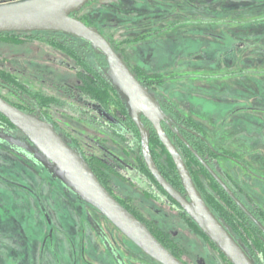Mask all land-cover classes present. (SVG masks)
Wrapping results in <instances>:
<instances>
[{
    "label": "rangeland",
    "instance_id": "obj_1",
    "mask_svg": "<svg viewBox=\"0 0 264 264\" xmlns=\"http://www.w3.org/2000/svg\"><path fill=\"white\" fill-rule=\"evenodd\" d=\"M78 16L110 39L134 70L160 78L149 86L151 94L171 102L216 150L244 163L216 157L214 165L248 206L264 210V180L255 176H264V0H90ZM52 55L57 63L82 69L42 42L0 36V71L24 81L34 74L43 90L57 94L48 85ZM239 70L256 73L238 75ZM68 77L71 83L74 75ZM57 98L66 100L62 94ZM55 119L86 151L103 158L94 146L96 134L114 146L75 116ZM0 132L21 137L1 120ZM190 163L200 188L216 197V185ZM110 176L116 193L129 196L187 264H230L181 213L141 193L145 185L134 188ZM87 209L106 237L93 230L84 205L62 190L44 164L28 162L25 152L0 139V264H117L112 254L120 256V264H159L99 212Z\"/></svg>",
    "mask_w": 264,
    "mask_h": 264
},
{
    "label": "flooded vegetation",
    "instance_id": "obj_2",
    "mask_svg": "<svg viewBox=\"0 0 264 264\" xmlns=\"http://www.w3.org/2000/svg\"><path fill=\"white\" fill-rule=\"evenodd\" d=\"M98 31L108 40V38L99 29ZM57 33L58 35H49L48 37L54 38L57 42L63 45H56L44 40L46 35L42 34L41 31L11 32L15 39L23 42L27 40L42 42L43 44L48 45L51 50H58L62 52L66 58L73 60L74 63L82 66L81 70H75L74 66L69 65V61L57 63V61L54 60L53 55L51 57L48 56L47 58L50 64L55 65V69L50 71L49 76H47L50 80L48 85L57 94L64 95L66 100L61 101L57 98V94L48 93L46 90H43L38 85V78L33 76L34 74L26 77V79L29 78V80L24 81L11 75L9 72V74L6 75V80H0V95L21 111L50 123L53 129L56 130L63 137V139H65L68 145L83 156L94 174L107 187V189H109L116 197L128 200L135 207L142 218L144 217L141 215L140 211L134 205L129 196L125 195L121 197L116 193L115 188L117 186L113 182V179L110 178V172L120 177L122 183H128L131 187L135 188L138 185H145V189H141V193L145 196L155 200L156 202L167 205V207H170L179 213H183V210L163 191L147 170L141 154L138 128L130 116L128 104L124 94L112 84V81L107 74L108 65L104 56H102V54L97 52L84 40L66 33L62 34H66L67 36L61 35L60 32ZM117 53L119 54V51ZM125 63L131 71L134 70L127 62ZM59 68L61 70L60 72L57 70ZM134 71L138 72L136 70ZM69 72L74 75L71 83L67 82V79H69ZM138 81L140 82V80ZM145 87L150 94L154 91V89H150L149 85ZM151 95L158 102V105L163 112V117L160 122L161 127L181 155L184 162L188 164L190 160L188 156V150H190L189 145L193 144L194 146H197L199 148V152L201 153L203 163L208 165L211 170H213L220 182L226 186L227 190L231 193L230 194L227 190H225L215 178L207 173L212 182L220 187V191L216 194V197L212 195L216 203L218 202L223 204L229 199L243 214L240 218L233 221V223H229L226 218L224 219L226 221L225 226L227 227L229 233L253 260L254 264H260V262H262V260L259 259L260 253H254L244 243L243 233L245 231L243 228L246 225H251V223H253V225H258L255 218L257 217L256 215L258 210L262 209L258 206H248V204L242 199L240 190L233 184V181L227 175L222 172H218L214 164H218L215 160L216 157H223L239 163L243 167L246 166H244V163L238 158L216 150L198 131H196L194 126L186 122L185 116L172 107L171 102L167 99H163L157 95ZM64 114L75 116L77 120L81 121L87 127L108 136L111 140L110 142L117 149H113L114 146L110 148L107 145V141L101 139L100 136L96 134L93 136L94 146L100 148L103 158L98 156L96 153L84 150L85 145L80 143V141L76 138L71 137L68 134L69 132L60 126L58 121L55 119L56 116ZM139 117L143 127L149 134V147L151 155L153 152L160 151V160L152 156L157 169L167 182L179 191L180 194L186 197L180 177L178 181L175 176L173 177L172 173H168L165 169V167L169 169L170 165L164 152L159 149L160 147L157 149L151 148L150 136L152 132H154L157 137L151 122L142 114H140ZM7 127L16 129L10 123L6 124V128ZM17 131L21 137L15 139L23 143H27V138L19 130ZM87 145L89 146V144ZM161 146L165 150L162 144ZM10 148L12 149L14 147ZM27 158L28 162H32L34 165L41 164L36 163L31 157L27 156ZM255 176L264 180V176L256 174ZM205 196V198H203L204 196H202V198L206 204L208 202V207L213 209L211 211L213 213L216 212L218 215L220 214L219 217H223L222 211L218 210V208L210 202V198L207 197L206 194ZM233 198L237 199L243 207H240ZM144 221L149 223L146 218H144Z\"/></svg>",
    "mask_w": 264,
    "mask_h": 264
},
{
    "label": "water",
    "instance_id": "obj_3",
    "mask_svg": "<svg viewBox=\"0 0 264 264\" xmlns=\"http://www.w3.org/2000/svg\"><path fill=\"white\" fill-rule=\"evenodd\" d=\"M88 1L90 0H23L0 5V33L34 31L66 33L84 40L102 54L108 65L107 74L112 84L124 94L130 116L138 128L141 154L149 173L230 264H254L214 215L196 188L186 163L161 127L163 112L158 102L136 79L125 61L95 26L87 25L71 16ZM0 114L19 130L28 142L23 143L3 132H0L1 140L10 147L22 150L36 163L44 164L52 175L62 182L66 190L97 210L152 260L159 264H185L102 185L83 156L68 145L50 123L14 107L1 95ZM140 114L151 122L159 141L172 159L186 197L167 182L157 169L150 152L149 134L140 121ZM203 165L227 190L213 170L205 163ZM233 199L243 207L237 199ZM259 227L264 231L261 225Z\"/></svg>",
    "mask_w": 264,
    "mask_h": 264
},
{
    "label": "trees",
    "instance_id": "obj_4",
    "mask_svg": "<svg viewBox=\"0 0 264 264\" xmlns=\"http://www.w3.org/2000/svg\"><path fill=\"white\" fill-rule=\"evenodd\" d=\"M79 14V11L77 12H74L71 14L72 17L74 18H78L80 20H82L85 24L87 25H90V23H88V21H86L85 19H83L82 17H79L78 16ZM168 30L167 28H165L164 30H156L155 33H161V32H164ZM42 34L46 35L44 37V40L48 41L49 43H53V44H56V45H63L59 42H57L54 38H51V37H48L49 35H58L57 32H53V31H41ZM6 34H11V32H5V33H0V35H6ZM12 35V34H11ZM61 35H65L67 36L66 34H62ZM109 43L111 44L112 48L118 52V48L117 46L110 40L108 39ZM103 56V55H102ZM132 72L135 74V77L136 79L140 80V82L144 85V86H147V85H153V84H156V83H160L159 79L156 80L154 79L155 76L153 75H150L146 72H142V71H138V72H135L134 70H132ZM258 72V71H257ZM245 73H256V71H237V74L240 75V74H245ZM225 76H231L232 74H227L225 73L224 74ZM6 75L4 72H1L0 71V80H6ZM172 107H174L172 105ZM186 119V118H185ZM0 120L3 121L5 124H9V121L3 117L1 114H0ZM186 122H188V120H186ZM190 124V122H188ZM150 141H151V148H159L161 149L162 152H164L165 156H166V159L169 161V165H170V168L168 169L167 167H165V169L167 170L168 173H172L173 177L175 176L176 179L179 181V176H178V173L176 171V168L173 164V162L171 161L170 157L167 155V153L165 152V150L162 148L160 142L158 141L156 135L154 134V132H152L151 136H150ZM190 147V150H188V156L190 158L188 164H187V167L189 169V172L192 176V179H193V182L196 186V188L200 191L201 195L204 196L203 198H205V194L204 191L200 188V186L198 185V182L194 176V172L192 171L191 169V163L190 162H193L196 166H198V168H200L202 171H204L206 174L209 172L207 171V169L204 167L203 163H202V159H201V153L199 152V148L197 146H194L193 144H190L189 145ZM153 152V151H152ZM155 153V154H154ZM157 154V155H156ZM152 156L154 158H157L158 160H160V151L158 152H153L152 153ZM53 178L55 179V181H57V183L60 184V186L62 187V190L67 192L68 194H71L73 197H75L78 201H80L81 204L84 205V213L87 215V219H88V223L92 226L93 230H96L97 231V234L101 237V234L104 235L105 237L107 236L104 232H101L102 228L99 226V224L95 223V221L93 222V220L90 218L89 216V212H88V207H91L90 205H88L87 203L83 202L80 198H78L77 196H75L74 194H72L71 192H69L68 190L65 189L64 185L62 184V182L55 178L53 176ZM98 178V177H97ZM100 181V179H98ZM101 182V181H100ZM102 183V182H101ZM102 185L107 189V187L102 183ZM216 188H220L216 185ZM127 210H129L133 215H135L139 220H141L147 227L148 229L156 236V238L170 251L172 252L176 257H178L179 259H181L185 264H187L180 256L179 254L176 252V250L171 246V244L168 242V240L164 239L162 236H161V233L158 232L154 226H152L150 223L148 222H145L144 221V218H142L139 213L137 212V210L135 209V207L126 199H121V198H118L116 197L109 189H107ZM220 191V189H219ZM207 195V194H206ZM207 197L210 198V202H212L216 208H218V210H221L222 211V216L223 217H219V215L214 212V215L218 218V220L225 226V218L227 219V221L230 223L235 220H237L238 218H240L242 214V212L236 207V205L230 201L229 199L226 200V203H223V204H220V203H216V201L213 199L212 195H207ZM207 205H208V202H207ZM209 206V205H208ZM92 208V207H91ZM94 209V208H93ZM213 210V209H211ZM97 211V210H96ZM98 212V211H97ZM219 213V212H218ZM100 214V213H99ZM188 221L189 223L195 228V230L202 234L205 238H207L201 231L200 229L194 224V222L183 212L181 213ZM257 217L255 218L257 220V224L261 225L263 228H264V211L262 210H258L257 212ZM104 217V216H103ZM107 220V219H106ZM111 224V223H110ZM259 225H253V223H251V225H246L243 230L245 231L243 233V240H244V243L245 245L251 250L253 251L254 253H260V258L262 260V262H260V264H264V231L259 227ZM112 227H114L112 224H111ZM226 227V226H225ZM115 228V227H114ZM116 229V228H115ZM227 229V227H226ZM228 230V229H227ZM239 231V230H238ZM229 232V231H228ZM208 239V238H207ZM107 240V239H106ZM209 240V239H208ZM210 241V240H209ZM107 242V241H106ZM210 243L213 245V243L210 241ZM108 244V242H107ZM214 246V245H213ZM215 247V246H214ZM216 248V247H215ZM217 249V248H216ZM218 250V249H217ZM110 251V250H109ZM219 251V250H218ZM111 252V251H110ZM145 254V253H144ZM222 255V254H221ZM113 258H114V261H116L117 264H120L121 262V258L120 256H117L115 257L114 254H112ZM223 256V255H222ZM149 257V256H148ZM224 257V256H223ZM225 258V257H224ZM121 259V260H120ZM226 259V258H225ZM227 260V259H226ZM228 261V260H227ZM88 263V262H87ZM92 264V263H90Z\"/></svg>",
    "mask_w": 264,
    "mask_h": 264
}]
</instances>
